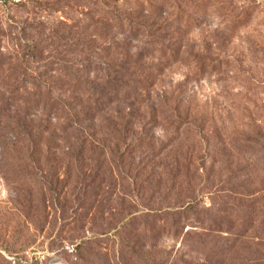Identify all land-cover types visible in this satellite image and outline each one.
Returning <instances> with one entry per match:
<instances>
[{"label":"rangeland","instance_id":"374dc122","mask_svg":"<svg viewBox=\"0 0 264 264\" xmlns=\"http://www.w3.org/2000/svg\"><path fill=\"white\" fill-rule=\"evenodd\" d=\"M58 263L264 264V0H0V264Z\"/></svg>","mask_w":264,"mask_h":264},{"label":"trees","instance_id":"16d2710c","mask_svg":"<svg viewBox=\"0 0 264 264\" xmlns=\"http://www.w3.org/2000/svg\"><path fill=\"white\" fill-rule=\"evenodd\" d=\"M74 252H76L77 253V245H76V247H75V250H74ZM74 252H71V253H74ZM75 253V254H76ZM84 258V257H83ZM81 259H82V257H81ZM250 264H253V263H250Z\"/></svg>","mask_w":264,"mask_h":264},{"label":"built area","instance_id":"2783aa9c","mask_svg":"<svg viewBox=\"0 0 264 264\" xmlns=\"http://www.w3.org/2000/svg\"><path fill=\"white\" fill-rule=\"evenodd\" d=\"M74 250V247H72V250H70V252H72ZM58 264H60V263H58Z\"/></svg>","mask_w":264,"mask_h":264}]
</instances>
